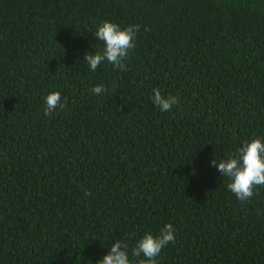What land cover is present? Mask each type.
<instances>
[{"label":"trees","instance_id":"16d2710c","mask_svg":"<svg viewBox=\"0 0 264 264\" xmlns=\"http://www.w3.org/2000/svg\"><path fill=\"white\" fill-rule=\"evenodd\" d=\"M104 20L140 26L126 71L84 60ZM254 137L264 0H0V264H97L167 223L158 264H264V187L242 203L210 164Z\"/></svg>","mask_w":264,"mask_h":264},{"label":"clouds","instance_id":"9594fccd","mask_svg":"<svg viewBox=\"0 0 264 264\" xmlns=\"http://www.w3.org/2000/svg\"><path fill=\"white\" fill-rule=\"evenodd\" d=\"M139 25L121 27L119 24L104 20L98 26L95 37L103 42L101 51L95 54L86 53L84 60L89 68L95 72L105 61L116 69L127 70L124 61L136 46ZM145 28V31H148ZM94 94L106 93L104 85H97L91 89ZM152 102L162 112H170L173 105L179 103L174 95H163L159 89H153ZM66 97L58 91L50 92L44 98L45 116H50L57 109L64 110ZM211 166L216 167L223 177L228 178L227 189L242 202H250L256 195L258 188L264 187V139L254 137L245 140L235 153L220 160L212 159ZM90 194V193H86ZM175 229L172 223H167L158 235L147 232L128 254V244L122 240L114 243L108 254L104 255L97 264H158L157 258L162 250L170 243H175Z\"/></svg>","mask_w":264,"mask_h":264}]
</instances>
